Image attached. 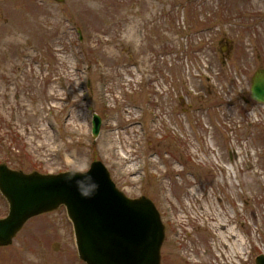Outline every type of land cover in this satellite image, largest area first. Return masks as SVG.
<instances>
[{
    "label": "rangeland",
    "instance_id": "rangeland-1",
    "mask_svg": "<svg viewBox=\"0 0 264 264\" xmlns=\"http://www.w3.org/2000/svg\"><path fill=\"white\" fill-rule=\"evenodd\" d=\"M160 47L172 57L170 83L165 71L156 80L142 69L141 79L126 68V49L147 62ZM259 68L264 0H0V163L55 174L101 160L119 190L160 212L161 264H256L264 253V102L251 97ZM109 143L129 158L123 173ZM8 211L0 192V217ZM220 213L246 242L231 262L214 229ZM0 264L87 263L62 206L0 247Z\"/></svg>",
    "mask_w": 264,
    "mask_h": 264
},
{
    "label": "water",
    "instance_id": "water-1",
    "mask_svg": "<svg viewBox=\"0 0 264 264\" xmlns=\"http://www.w3.org/2000/svg\"><path fill=\"white\" fill-rule=\"evenodd\" d=\"M251 96L264 102V69L252 79ZM101 124L100 116L94 114V137ZM68 172L26 173L0 163V192L9 203L8 215L0 218V246L10 245L30 218L65 206L78 254L87 264H161L166 227L150 198L126 196L101 160L93 161L84 171L87 173H77L70 183L64 179ZM88 177L99 187L92 196L84 197L76 180L87 185ZM256 263L264 264V254L256 257Z\"/></svg>",
    "mask_w": 264,
    "mask_h": 264
},
{
    "label": "bare ground",
    "instance_id": "bare-ground-1",
    "mask_svg": "<svg viewBox=\"0 0 264 264\" xmlns=\"http://www.w3.org/2000/svg\"><path fill=\"white\" fill-rule=\"evenodd\" d=\"M257 115V111L254 112V116ZM107 151L110 150L112 155L118 158V172L123 170L122 166L124 163H127L126 160L129 158L126 156H122L118 154V152L114 149L111 143L105 146ZM131 169L127 168L125 173H130ZM226 217L220 213L216 215V225L214 226L216 235L220 240L219 247H221V255H223L228 261L234 260V258L243 255L246 251V242L244 238H242L234 228H230L226 226Z\"/></svg>",
    "mask_w": 264,
    "mask_h": 264
},
{
    "label": "flooded vegetation",
    "instance_id": "flooded-vegetation-1",
    "mask_svg": "<svg viewBox=\"0 0 264 264\" xmlns=\"http://www.w3.org/2000/svg\"><path fill=\"white\" fill-rule=\"evenodd\" d=\"M157 27H159V25ZM160 30H161L160 35H162V28H160L159 31ZM129 48L131 51H134L133 46L129 47ZM130 50L126 49V56L128 58H127V61L125 63L126 68H128L129 71L131 70V68H133L132 72L135 70V72L138 73L140 78L142 79V75L145 74V76H146L145 71L143 72L142 69H147L148 70L147 75L149 76V78L152 77L151 73L155 72L156 80H158L159 76L162 75L163 71H165V73L170 75L169 77L171 78V79L166 78L165 81L168 83H170V81H172V78H173L172 57H171V54H169L170 52L168 49L160 47V53L156 52V54H155L154 52H149L150 54H147V57H148L147 62L145 61V59L143 60L142 58H136L135 55H131ZM166 50H168V52H166ZM164 54H165V56H164ZM131 57H133V60L130 59ZM151 58H152V60H151ZM149 63H151V64L149 65ZM145 65H148V67H145ZM132 72H128L127 76L131 77Z\"/></svg>",
    "mask_w": 264,
    "mask_h": 264
},
{
    "label": "clouds",
    "instance_id": "clouds-1",
    "mask_svg": "<svg viewBox=\"0 0 264 264\" xmlns=\"http://www.w3.org/2000/svg\"><path fill=\"white\" fill-rule=\"evenodd\" d=\"M86 167H87V161L81 160L78 163V167L69 171L67 175L64 177L65 182H68V183L72 182L77 173H81V174L87 173V172L79 170V169L86 168ZM88 179L90 180V183L87 185H85L84 182L81 180H76L77 189L81 193V195L84 197L92 196L99 187V185L95 181H93L91 177H88Z\"/></svg>",
    "mask_w": 264,
    "mask_h": 264
}]
</instances>
